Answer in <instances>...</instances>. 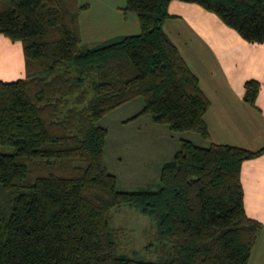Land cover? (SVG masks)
<instances>
[{
  "label": "trees",
  "instance_id": "16d2710c",
  "mask_svg": "<svg viewBox=\"0 0 264 264\" xmlns=\"http://www.w3.org/2000/svg\"><path fill=\"white\" fill-rule=\"evenodd\" d=\"M173 0H126L141 31L89 47L78 0H0V34L21 41L26 75L0 79V264H248L263 228L245 206L242 166L264 155L182 138L156 188L122 190L106 162L98 122L142 97L125 120L149 116L170 131L210 139L211 102L164 30ZM197 3L252 43L264 42V0ZM262 82H245L257 107ZM150 217L157 236L143 258L121 245L112 209Z\"/></svg>",
  "mask_w": 264,
  "mask_h": 264
},
{
  "label": "crops",
  "instance_id": "0c3cea01",
  "mask_svg": "<svg viewBox=\"0 0 264 264\" xmlns=\"http://www.w3.org/2000/svg\"><path fill=\"white\" fill-rule=\"evenodd\" d=\"M83 2L88 5L80 14L82 39L86 46H95L120 35L140 33L136 15H125L122 10L126 0ZM169 12L171 17L164 22V30L198 76L211 102L205 117L211 136L207 143L252 150L261 148L264 145V42L245 40L215 14L223 23L218 24L212 16L214 13L197 3L173 0ZM9 41L0 34V42L10 48V52L16 50L25 69L23 45ZM250 79L262 82L257 107L244 99L245 82ZM242 182L246 210L263 223L261 233L264 235V155L243 163ZM257 243L248 264H264V250L257 248Z\"/></svg>",
  "mask_w": 264,
  "mask_h": 264
},
{
  "label": "rangeland",
  "instance_id": "374dc122",
  "mask_svg": "<svg viewBox=\"0 0 264 264\" xmlns=\"http://www.w3.org/2000/svg\"><path fill=\"white\" fill-rule=\"evenodd\" d=\"M78 1L80 5L85 4L83 0ZM212 16L218 24L223 25L215 14ZM18 42L19 45L22 44L21 41ZM5 46L0 42V79L15 81L25 77V69L16 50L10 52V48ZM143 105L144 100L139 97L108 113L98 122L108 128L106 162L110 172L118 177V187L122 190L156 188L160 181L161 165L173 157L179 148L180 139H190L203 146L209 145L208 140L203 139L197 132H173L166 125L153 123L149 116L125 123ZM14 152V147L0 145V154ZM111 212L114 225L122 229V248L126 251L135 249L143 258L155 259L154 252L145 249L156 239L155 222L128 205L115 207ZM261 234L257 248L264 250V235Z\"/></svg>",
  "mask_w": 264,
  "mask_h": 264
}]
</instances>
